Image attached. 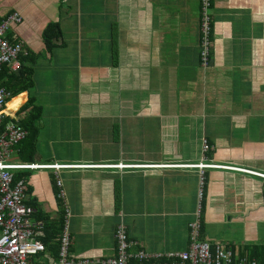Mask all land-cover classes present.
Instances as JSON below:
<instances>
[{"label":"crops","instance_id":"obj_1","mask_svg":"<svg viewBox=\"0 0 264 264\" xmlns=\"http://www.w3.org/2000/svg\"><path fill=\"white\" fill-rule=\"evenodd\" d=\"M199 9L200 0H0V19L14 11L22 18L7 35L23 43L21 63L34 80L8 98L5 111L20 120L30 96L43 107L32 163L147 166L24 171L33 221L47 222L50 235L46 253L31 264L56 257L65 204L75 260L115 256L119 222L132 249L186 250L201 172L204 210L217 200L236 204L264 225L263 178L182 166L264 174V0H212L206 68ZM51 24L57 47L49 52L43 35ZM56 176L67 197L62 206ZM241 193L245 201L236 202Z\"/></svg>","mask_w":264,"mask_h":264},{"label":"built area","instance_id":"obj_2","mask_svg":"<svg viewBox=\"0 0 264 264\" xmlns=\"http://www.w3.org/2000/svg\"><path fill=\"white\" fill-rule=\"evenodd\" d=\"M212 0H200L199 9V64L206 68L210 62L212 46L211 25ZM22 18L16 11L0 19V70L7 67L16 72L20 69V57L27 56L23 43L14 37L7 38L8 30L21 22ZM9 93L0 87V264H31L34 256L46 253L47 245L41 238L46 236V222L33 221L34 207L28 204L26 181L14 183V174L20 170L35 171L39 169L57 171L70 168H110L124 169L147 168V166L114 164V165H62L19 163L12 160L16 154L15 147L23 141L26 130L19 124L16 116H10L5 111ZM9 120H8V119ZM212 147L206 139L202 140V151L207 153ZM164 167V165H162ZM158 166V167H162ZM197 169H227L241 171L264 179V174L255 171L212 164L182 165ZM176 167V166H175ZM203 173L199 178V198L203 192ZM56 197L66 201L62 180L54 178ZM63 224L57 236L56 257H48V264H264L257 258L236 254L232 247L210 242L200 236L199 207L195 220L189 225V245L182 251L152 252L145 248L132 249L135 242L128 239L123 222H119L115 231L117 253L108 258H81L75 260L71 255V234L69 231L70 209L67 204L63 207Z\"/></svg>","mask_w":264,"mask_h":264},{"label":"trees","instance_id":"obj_3","mask_svg":"<svg viewBox=\"0 0 264 264\" xmlns=\"http://www.w3.org/2000/svg\"><path fill=\"white\" fill-rule=\"evenodd\" d=\"M200 16V15H199ZM57 27L56 25H49L45 31H44V44L46 46L47 51L51 52L57 45L53 42L55 39L56 33L53 32L54 28ZM9 35H7V38ZM24 57H20V62L23 61ZM33 69L30 67H25L24 64L21 63L20 69L16 72L10 71L7 67H3L0 70V87H4L5 90L9 93V97L14 96L21 91H24L28 88H32L34 85L33 80ZM23 94V93H22ZM20 94V95H22ZM18 95V96H20ZM17 96V97H18ZM8 97V98H9ZM15 97V98H17ZM20 104V103H19ZM19 104L15 105L14 111L17 108ZM22 112H26L25 115L21 116ZM13 115V113H12ZM18 115L20 116L19 124L26 130L27 136L26 138L21 141L16 147V156L18 157L20 162L24 163H32L35 160V154L37 152V139L39 136V127H40V121L43 116V107L42 105H39L36 103V99L34 96L28 97L27 101L23 104V106L19 109ZM26 170H20L16 171L14 174V183H17L19 181L25 180L24 173ZM55 186V183H54ZM203 186L204 185V179H203ZM56 187V186H55ZM264 193V192H263ZM204 196V189L202 192V198ZM201 201L199 203V220H200V236L201 231L203 229V221H202V211H203V202ZM116 200L118 204L120 203V195H116ZM62 216L60 217V223L61 224ZM47 223V222H46ZM48 224H46L47 227ZM48 230V228H47ZM127 232V231H126ZM128 235V234H127ZM50 235L46 233V236L41 238L43 242L47 245L49 242ZM201 238H203L201 236ZM128 239H130L128 237ZM205 239V238H203ZM132 240V239H130ZM211 246L214 245V243L210 242ZM225 247H232L233 245L223 244ZM232 249L236 251V254L239 253V250H235L233 247ZM138 250V249H135ZM241 255H248L250 257L257 258L259 261L264 262V246L258 245V244H252L250 246H247L244 248V250L241 252ZM38 256V255H37ZM35 257V256H34ZM33 258V257H32ZM32 260V259H31ZM48 264V263H47Z\"/></svg>","mask_w":264,"mask_h":264},{"label":"rangeland","instance_id":"obj_4","mask_svg":"<svg viewBox=\"0 0 264 264\" xmlns=\"http://www.w3.org/2000/svg\"><path fill=\"white\" fill-rule=\"evenodd\" d=\"M246 197L241 193L235 200L236 202H241L242 199L245 201ZM200 201L199 198V203ZM236 206L238 205L222 206L217 200L210 207H206V210L203 209L202 221L207 222L204 225L205 239L209 242L233 245L235 250H239V246L243 244L252 245L256 240H260V244H264V225L253 223L252 221L255 219L250 220L247 216L239 213ZM198 207L195 213H197ZM246 211L249 213L250 208Z\"/></svg>","mask_w":264,"mask_h":264},{"label":"clouds","instance_id":"obj_5","mask_svg":"<svg viewBox=\"0 0 264 264\" xmlns=\"http://www.w3.org/2000/svg\"><path fill=\"white\" fill-rule=\"evenodd\" d=\"M57 198V197H56ZM57 200L60 202V200L57 198ZM62 206V205H61ZM62 217H63V215H62Z\"/></svg>","mask_w":264,"mask_h":264}]
</instances>
